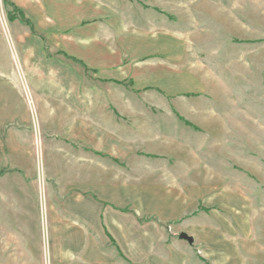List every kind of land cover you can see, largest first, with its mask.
Instances as JSON below:
<instances>
[{"label":"rangeland","instance_id":"1","mask_svg":"<svg viewBox=\"0 0 264 264\" xmlns=\"http://www.w3.org/2000/svg\"><path fill=\"white\" fill-rule=\"evenodd\" d=\"M4 1L0 175L58 200L87 169L167 174L263 223L264 0H8L35 34Z\"/></svg>","mask_w":264,"mask_h":264},{"label":"crops","instance_id":"2","mask_svg":"<svg viewBox=\"0 0 264 264\" xmlns=\"http://www.w3.org/2000/svg\"><path fill=\"white\" fill-rule=\"evenodd\" d=\"M102 173L87 169L58 200L37 179L1 174L0 264H264V216L252 227L247 208L201 210L198 189L175 188L177 176L149 192Z\"/></svg>","mask_w":264,"mask_h":264},{"label":"trees","instance_id":"3","mask_svg":"<svg viewBox=\"0 0 264 264\" xmlns=\"http://www.w3.org/2000/svg\"><path fill=\"white\" fill-rule=\"evenodd\" d=\"M4 3L8 11V16L10 18V21L19 20L23 25H26L27 27H29L32 33L34 34L36 33L33 22L28 19L26 13L22 9H20L14 3H11L8 0H5ZM84 68L86 71H88L87 67L84 66Z\"/></svg>","mask_w":264,"mask_h":264},{"label":"water","instance_id":"4","mask_svg":"<svg viewBox=\"0 0 264 264\" xmlns=\"http://www.w3.org/2000/svg\"><path fill=\"white\" fill-rule=\"evenodd\" d=\"M181 239L189 242L190 244L194 243V239L185 233L181 235Z\"/></svg>","mask_w":264,"mask_h":264}]
</instances>
